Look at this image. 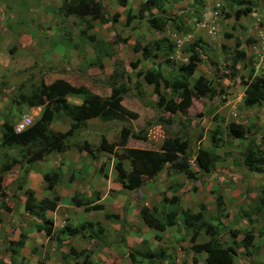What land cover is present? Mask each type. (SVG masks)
I'll return each instance as SVG.
<instances>
[{
    "label": "rangeland",
    "instance_id": "1",
    "mask_svg": "<svg viewBox=\"0 0 264 264\" xmlns=\"http://www.w3.org/2000/svg\"><path fill=\"white\" fill-rule=\"evenodd\" d=\"M67 1L74 3L77 0ZM96 1L103 6L102 14L106 19L104 23L92 21L89 17L83 19L74 16L63 17L58 10L60 0H0L1 121L6 116L14 126L21 115L29 113L30 108L11 104L10 99L19 92L29 93L39 81L49 84L60 79L72 86H85L92 94L102 98H108L111 94L109 84L114 82L126 84L124 85L126 90L120 93L119 98L115 96L111 99L114 104L110 106V109L116 112L117 107H122L135 113V119L122 122L105 121L104 118H100L101 115L90 117L85 121V128H81L66 139L68 150L65 152L68 160L64 161V155L61 156L63 153H51L46 156L45 160L48 165L54 164L58 159H60V163L66 162V169L62 173L61 179L63 185L70 172L69 168L74 163L81 165L74 174L75 181H77L80 176H82L81 180L89 178L90 173L83 170L87 168L92 170L93 167L99 166L103 162V167H110L111 185H116L114 157L100 153L96 159H92L84 151H77L76 146L86 142L95 147L101 136L108 143H115L123 125L130 126L136 136L127 138L125 148L154 149L164 136H172L178 131V136L187 139L189 143L187 152L190 155H193L198 148L209 147L211 132L217 129L215 136L220 142L219 148L215 151L218 159L214 163L212 173L209 174L214 176V182L220 185L218 189L216 188L217 191L206 188V184L210 181L207 182L204 178H208L209 175L199 177L194 174L195 179H191L194 182L190 184L192 188L190 187L189 193L186 186L189 181L186 180V177L166 174L167 179L164 178L161 181L163 173H160L158 178L152 181L158 194L150 193L147 189L148 184L143 187L144 192H147L149 196V207L156 205L171 182H179L184 187L176 194L180 201L178 207L189 209L192 212L202 208L204 222L210 223L214 222L213 218L216 216L214 200L218 195L221 197L223 207L218 221L213 223L217 226L218 241L222 245H230L229 232L235 231V241L239 242L243 232L251 230L253 238L251 248L243 251V248L235 245L237 252L235 264H264V218L256 211L247 214L238 211H248L260 201H264V163L256 165L258 172H248L241 162L247 140L257 145L261 153L258 158L264 156V106L257 104L244 107L242 104L243 85L240 82V80L245 81L249 73L251 76L264 77V54L256 52L264 47V43H260L259 34L256 33L263 29L262 0H242L245 3L251 2L253 10H255L252 13L255 16L248 13L235 21L232 18V13L238 5L230 3L228 0H160L163 12H155V16H160L161 20L164 17L167 19L161 30L150 27L146 22L149 20L147 12L143 13L145 14L143 20L138 18L139 5L143 0H129L125 8L118 7L113 0ZM127 10L134 16L129 24L125 23ZM255 18L259 25L258 29L255 25ZM85 21L92 26V30L89 32H81L84 29ZM176 25L182 26L184 32L177 29ZM88 35L94 36L97 43H101H98L99 47H94V43L86 39ZM160 39L174 44L166 56L161 53L156 58H144L140 49H134ZM108 43L110 45L107 46ZM193 43L198 48L201 61L196 64L189 82L191 83L199 75L206 77L214 86L216 96L211 99L191 98L190 104L184 110V115L177 113L168 117L166 113L152 107L156 96L153 94L152 86L142 81L141 75L146 71L158 70L164 78L168 79L173 74L171 72L173 67L186 62L188 56L186 48L191 47ZM236 43H239L238 47H236ZM165 46L166 44L162 42L160 49ZM196 47L195 49H197ZM105 51L110 56L105 55ZM233 56L245 58V60L235 65V77L229 78V59ZM132 63L137 64L135 69L131 67ZM157 65H159L158 68ZM122 71L123 74L124 72L129 74L131 78L129 81L124 79L123 75L120 78L119 73ZM135 82L138 83V86L140 85L143 97L136 95ZM159 91L162 93V88ZM68 98L69 102L78 99ZM79 100L75 103H79ZM175 100L177 101L178 98ZM109 102L105 105L104 112L109 107ZM159 117L171 118L173 124L166 128L158 122ZM230 122L242 125L246 129L241 139L236 140L227 135L226 125ZM49 128L64 133L68 130V121L62 117L59 121L52 122ZM122 149L116 147L115 152L118 154ZM7 153L13 157H17V155L19 157L16 151L7 152L0 146V161ZM122 166L123 169H128L125 162ZM33 167L38 170L45 167V172L57 168H49V166L47 168L46 165L38 163ZM190 168L196 170L193 163ZM100 172L96 171L95 175ZM21 173V169L12 167L5 174L0 185V217L2 220L0 223V264L9 263L10 257L6 252L5 242L15 240L18 233L29 234L18 252V256L23 258V264H73L74 261H82V257L78 256L76 259L68 253L70 244L75 246L77 243L74 239L80 237L82 232L75 236L76 238L63 243V237L71 236L63 233L62 238L59 236V240L55 241L46 239L41 232L34 230L33 224L36 223V219L26 216L22 208L24 200L22 191L27 187V183L25 182L20 190L16 188L21 183ZM95 177L97 178L98 175ZM95 177L92 178V181ZM198 180L201 182L197 183ZM40 190L42 193L40 187L37 192ZM167 193L169 194V192ZM118 195L123 202L121 206L116 200L113 202L110 199V205L104 206L103 211L94 212L93 215L83 214L79 223L87 221L94 223V219L100 217L103 222V213L116 214L119 212L120 216L115 221L119 226L122 225V228L128 230V223L134 221L136 217V207L139 206L137 196L140 193L138 190L131 193L121 189ZM106 203L108 202H105V205H107ZM5 208H9V212H5ZM158 208L161 211L157 213V217H161V212H165V209L159 206ZM72 216L75 218L74 214ZM138 220L135 226H143L140 219ZM68 221L69 219H66V224ZM110 222H114V220L112 219ZM104 223H107V220H104ZM73 225L75 226V224ZM73 225L71 227H74ZM179 225L180 223L174 228L167 229L166 235L164 232L157 233L159 238H163L160 241H156L152 235L144 233L142 238L147 240V245L151 250L162 248L166 251L163 264H204L203 254H192L189 249L188 233H184ZM262 231V236L257 235ZM134 234L137 235L136 240H138L140 237L138 230L137 233L124 234L122 239L128 238V235L133 239ZM87 235L89 239L95 240L92 242L96 243L89 250L94 252L95 248L99 253V255L93 256L94 264L104 262L106 254L103 251L109 249L116 253L112 252L110 258L107 257V261L111 257L115 259L117 256H121V261L119 260L118 264H125L123 262L126 260L129 264L131 263L129 261L130 252L133 253L134 259L141 258L135 253V251H139L138 246L134 247L128 243L131 249H127L123 244L125 239L121 243L116 241L115 244L110 241L113 240V236L110 237L108 233L98 234L96 230H90L88 227L85 237ZM206 240L207 237L202 233L196 237V243H203ZM83 244H85L84 241H79L76 251L86 250L78 249ZM20 258H15L16 261H12L11 264H18L21 261ZM110 262L109 264H112L114 260Z\"/></svg>",
    "mask_w": 264,
    "mask_h": 264
},
{
    "label": "trees",
    "instance_id": "2",
    "mask_svg": "<svg viewBox=\"0 0 264 264\" xmlns=\"http://www.w3.org/2000/svg\"><path fill=\"white\" fill-rule=\"evenodd\" d=\"M129 0H113L118 7L125 8L128 5ZM230 3H235L238 6L232 13L233 20H238L241 16L251 12V2H243L242 0H228ZM233 7V5L231 4ZM58 10L63 17L74 16L77 18L89 17L92 21L99 23L106 22L103 16V6L96 0H77L76 2H68L67 0H60V7ZM154 11V12H153ZM147 12L150 27L161 30L167 19L164 17L161 20L160 16H155V12L162 13V5L160 0H143L138 9V18L144 19L143 13ZM125 23L129 24L134 19L129 11L125 14ZM158 21V22H157ZM162 21V22H161ZM180 26V25H179ZM176 28L184 32L182 26ZM92 30V26L85 21L84 29L81 32H89ZM86 39L94 43V47H99L94 36L88 35ZM164 42L166 46L160 49V44ZM101 44V43H99ZM110 45L109 43L107 46ZM239 43H236V47ZM136 47V46H135ZM174 47L173 43L160 39L153 41L150 44H145L140 48L141 55L144 58H156L159 54L166 56L169 51ZM196 44L193 43L191 47L186 48L188 53L186 62H182L171 70L173 73L168 79L164 78L158 70L146 71L142 76V81L152 86L153 94L156 96V101L152 102V107L156 110H160L162 113H166L168 117L177 113L184 115V110L190 104V99L201 98H213L216 96V91L212 83L204 76L199 75L189 82V78L194 73L196 64L201 61L198 48L195 49ZM139 51V50H138ZM105 55L110 56L108 52H104ZM241 59V60H240ZM245 58H238L233 56L229 59L230 70L229 78L235 77V65ZM170 63V62H167ZM244 63V62H243ZM171 64V63H170ZM169 64V65H170ZM245 64V63H244ZM243 64V66H244ZM136 63H132L131 67L135 69ZM159 65H157L158 68ZM251 72V70H249ZM122 75L124 79L129 81L131 78L129 74L123 71L119 73L120 78ZM139 75V74H136ZM243 85V98L242 104L244 107H250L253 105L264 106V77L263 76H251L250 73L246 76L245 81L240 80ZM120 82H114L109 84L110 92L108 98H102L96 94H92L85 86H72L67 82L57 79L49 84H44L39 81L36 87H34L29 93H18L10 99L11 104L17 106H25L26 108L39 107V115L35 118L32 124L25 130L15 133L11 121L5 116L0 124V146L5 148L6 151H16L19 157L10 156L8 153L0 161V185L2 180L12 167H17L22 170L20 175L21 183L17 185V189H22V185L25 183L26 173L29 168L36 164L38 161L43 160L51 153L61 154L68 150L66 139L71 137L76 131L81 128H85V121L90 117L101 115L100 118H104L105 121H122L127 122L130 119H135L136 114L130 112L122 107H117L116 112L111 111L110 106L114 103L111 99L115 96L119 98L120 93L126 90ZM162 88V93H160ZM134 89L136 95L143 97V92L140 90V85L135 82ZM68 97H74L80 99L79 104H73L66 100ZM175 98H178L176 101ZM110 100V102H109ZM109 102V107L104 112L105 105ZM105 113V114H104ZM62 117L68 121V130L64 133L53 131L49 128V125L54 121H59ZM158 122L163 124L166 128L173 124L171 118H158ZM159 125V124H156ZM227 135L237 139H241L246 129L242 125L235 123H228L226 125ZM215 129L210 135V145L207 148H198L193 155H190L187 151L189 149V143L187 139H183L178 136V131L174 135L164 136L158 146L154 149H138V148H125L127 138L136 137L130 126L123 125L119 132L117 142L108 143L103 136L99 138V141L95 147L88 145L86 142L76 146L77 151H84L92 159H96L100 153H106L114 157L115 162L113 164L115 175V183L121 185L125 190H137L143 185H147L160 174L165 165H173L174 171L177 175H181L184 178L195 179L194 174L197 172L201 176H207L212 173L215 161L218 159L216 149L219 148L220 140L215 136ZM123 148L120 153L115 152V148ZM245 151L241 156V162L248 172L257 171L256 165L264 163V156L258 158L261 154L257 145L252 141L247 140L245 145ZM192 156V161H191ZM123 162L128 166V169H123ZM122 163V164H121ZM194 164L196 170L191 169V164ZM103 164H100L99 171H102ZM258 172V171H257ZM198 173V174H199ZM60 175L58 168L48 171L42 174V179L45 184L46 190H51L54 184L57 182ZM182 183L171 182L166 187V192L162 194L160 198L161 207L166 208L165 212H161L162 216L157 217V211L155 206L147 207L140 205L137 206V216L141 223L155 232L153 239L158 241L159 237L157 233H162L164 230L175 227L180 223V227L184 230V233H188L189 249L192 254H203L204 264H235V257L237 255L235 245L241 247V249L247 250L251 248L252 232L251 230L243 232L242 238L239 242L235 241L236 232H229L231 243L230 245H222L218 241L217 226L213 223H205L202 218V208L196 212H192L189 209H181L178 207V197L172 195L176 192ZM192 188V187H191ZM170 192V197H165V194ZM23 212L26 216L36 219V223L33 224V228L36 232H41L46 239L59 240V236L62 238V234L66 233L71 237L87 231V227L93 231L99 232L97 228L98 223L89 224L81 223L73 228L64 227L56 233L53 231L52 221L44 216L46 211L53 212L57 206L58 198H41L36 200L33 192L24 188L23 191ZM83 199V198H81ZM81 199L77 196L72 197L69 200L71 206L82 207L83 211L89 210H101V205L94 204L93 200L87 198ZM216 218L213 220L218 221V217L222 212V201L220 196H216L214 200ZM258 205V206H257ZM256 206L252 207L248 211L238 210L240 213H249L251 211L259 212L264 218V201H260ZM5 212H9V208H5ZM11 212V211H10ZM160 214V215H161ZM103 218L109 220L110 218H117V215L104 214ZM38 220V222H37ZM0 217V223H1ZM94 226V228H93ZM199 233L204 234L207 240L203 243H196V237ZM262 232H258L257 235L262 236ZM27 233H18L15 240L6 241L5 249L10 257L9 263L16 261L15 258H20L18 252L24 245ZM68 253L78 259L82 257V261H74L73 264H90L88 258L90 251L80 250L75 251L73 248H68ZM129 253V252H128ZM135 253L141 258L134 259L133 253H129V261L131 264H163L166 251L164 249L151 250L145 240H141V249L135 251ZM18 264H23V258H20Z\"/></svg>",
    "mask_w": 264,
    "mask_h": 264
},
{
    "label": "crops",
    "instance_id": "3",
    "mask_svg": "<svg viewBox=\"0 0 264 264\" xmlns=\"http://www.w3.org/2000/svg\"><path fill=\"white\" fill-rule=\"evenodd\" d=\"M251 11L254 12L255 10L252 9ZM252 15H254V14H252ZM68 99L69 98H67V101L69 102ZM77 101H78V99H77ZM77 101L75 100L74 102H70V103L79 104L80 100H79V103H75ZM0 121H1V119H0ZM62 155H64V157H65L64 161L68 160L66 152L61 154V156ZM57 158H58V156H57ZM78 158H79V155H78ZM45 159H46V157L43 160L38 161L37 163L41 164V165H44V166L46 165V167L49 166V168L57 167L59 169V171H60L59 178H58L57 182L54 184L53 188L51 190H46L45 189V184H44V181H43L41 176H42V174L47 173L48 171L47 172L44 171L45 167L42 168V169H39V170L38 169H34L33 166L36 165L37 163L32 165L29 168V170H28V172L26 173V176H25V179H26L25 182L27 183V187L26 188L30 189L33 192L34 197L36 198V200H39L41 198H48L49 199V198H52L54 196L58 198V202H57V206H56L55 210L53 212L46 211L44 213V216L52 221L53 231L55 233L57 231H60L64 227L73 228V227H71V225H73V224H75V226L79 225L80 224L79 221L81 220L83 214L93 215L94 212L103 211V207L104 206H109L110 205L109 204V200L110 199L113 202L116 200L119 203V206H121V204L123 203L122 200H121V197H119V195H118L121 192V189H122L121 185L118 184V183L116 185L114 184V186H113V184L111 185V180H110V175H109V171H110V167L109 166L103 167L102 171L100 173L96 174V175H98L97 178L95 177L96 176L95 172L99 171V166L100 165L99 166L96 165L95 167L92 168V170L90 168L89 169L87 168L86 170H83V171H87V173L88 172L90 173L89 178H85V179L81 180L82 176H80V178L77 181H75L74 174H76V171H78V169H80L81 165L74 163L73 166H72L74 169L72 167L69 168V165H67V167L70 169V172H69V174H68V176H67V178H66V180L64 182V185H63L62 182H61V179H62V175H63L62 173L66 169V162H61L60 163V159H58V160H56L54 162V164H50L51 165L50 166V165L47 164V161ZM103 163H101V164H103ZM36 167L39 168L38 166H36ZM160 173H163V176H162L163 179H161V181H163L164 178L167 179L166 174H169V175L176 174V171H174L173 165H165ZM197 173H199V172H197ZM79 175H81V173H79ZM196 175L199 176V177L201 176L200 173H199V175L198 174H196ZM93 177H95V178L92 181ZM204 179L207 182L210 181L209 183L206 184V188L208 190H212V189H216V188L218 189V187L220 186L219 184H217V182H214L215 179H214V176H212V175H209L208 178H204ZM186 180L189 181L188 183L186 181V183H187L186 186H187V189H188V191L190 193V191H191V188H190L191 185L190 184L192 182H194V180H190L189 178H186ZM198 182H201V181L198 180L197 183ZM152 183L153 182H150L148 184L147 189H149L150 193H153V194L156 195V194H158V192L156 191V186L154 187V185ZM56 185H57V187H56ZM181 185H182V187H184L183 184H181ZM39 187L42 188V193H41V190L39 192H37ZM143 187H144V185L141 186L139 189H137L139 191V193H140V195L137 196V198H139L138 199V201H139L138 203L140 205H144V206L149 207V204H150V202H148L149 201V198H148L149 196H148L147 192H144L145 190H144ZM182 187H180L175 193L173 192L172 195H176L179 192V190L182 189ZM217 189H216V191H217ZM128 191H130L131 193L133 192V190L132 191L128 190ZM135 193H137V192L135 191ZM167 194L168 193L165 194V197L168 198L170 192H169L168 195ZM229 194H230V192H229ZM74 196H77L80 199L81 198H83V199L87 198L89 200H93L94 204L101 205L102 209L101 210L83 211L82 207L71 206L70 203H69V200L72 197H74ZM83 199H81V202H83ZM105 202H108V203H106L107 205H105ZM179 202L180 201L178 200V203H177L178 205H179ZM22 204H23V201H22ZM156 205H153V206H155L157 208V211H159L158 206L161 207L160 201H157ZM111 207L114 208V206H111ZM162 209H166V208L162 207ZM79 213H80V216H79ZM72 214H74L76 219L72 216ZM104 214L105 213H103V215ZM108 214H110V213H108ZM111 214L112 215H117L118 218L120 216L119 212H117L116 214H113V213H111ZM136 217H135L134 221L131 219L132 220L131 223H128V225H129L128 230L122 228L123 227L122 225L119 226L117 224V222L115 221L116 218L115 219L114 218H110L109 220H107V223H104V220H106V219H104L103 222H102L101 221L102 219L100 217L98 219H94V223H98V226L101 225L99 228H97L98 231H99L97 233L98 234L108 233L110 237L113 236V238H112L113 240H110V241L114 242L115 244H116V241L121 243L122 240L125 239L123 244H125L127 249H131L130 245H133L134 247L138 246V249L140 250L141 249V240L144 239L147 242V240L145 238H142L143 233L153 236L155 234V232L153 230L148 229L147 227H145L142 223L141 224L143 226L136 227L135 224L138 223L137 221H139L137 213H136ZM66 219H69L68 224H66ZM112 219L114 220V222H110V220H112ZM81 223L94 224V223H92V221L81 222ZM211 223H216V221L214 220V222H211ZM137 230L140 233V237H139L138 240H136V237H137L136 234H134L135 237L132 236L133 239L130 238L131 236L129 237V235H128V238L124 237V239H122V236L124 234H126V233H128V234L129 233L130 234L137 233ZM166 230H164V234L165 235H166V232H165ZM82 233L83 234H80V237H78V238L75 237L78 234L73 236V237H65V238L63 237L62 241H63V243H66V241H70L72 238H76L74 240H75V243H77V244L75 246H74V244H70V246H69V247L73 248L75 251L77 250V246H79L78 242L79 241L80 242L84 241L85 244L81 245V247L78 248V249H86V250L90 251V256H89L88 260H89L90 264H94L93 256L94 255H99V253H97V250H95V248L93 249L94 252L92 250H89V248H91L92 245L96 244L95 242H92V241H95V240L89 239L88 235L85 237V234L87 233V231L86 232L83 231ZM27 235H29V234H26V238H27ZM156 235L158 236V234H156ZM165 237H167V236H165ZM162 239L163 238L160 237L159 241L162 240ZM126 248H125V250H126ZM149 248H150V246H149ZM132 249L136 250L135 248H132ZM103 252L106 254V258H105V261L102 262L101 264H109V263H111L110 261H112V260H114V262H112V264H118V261L121 259V256H117L115 259H112V257H111V259L109 261H107L106 260L107 257L110 258V256L112 255V252H114V253H116V252L114 250H111V249H109L107 251H103ZM123 263L128 264L127 260H126V262H123ZM46 264H50V263H46ZM129 264H131V263H129Z\"/></svg>",
    "mask_w": 264,
    "mask_h": 264
},
{
    "label": "built area",
    "instance_id": "4",
    "mask_svg": "<svg viewBox=\"0 0 264 264\" xmlns=\"http://www.w3.org/2000/svg\"><path fill=\"white\" fill-rule=\"evenodd\" d=\"M262 6L264 9V0H262ZM262 28L263 29L261 31L259 30L258 32L260 43H264V25L262 26ZM256 52L258 54L260 53L264 54V47H261V50L259 52L258 51ZM38 113H39V107H33L29 109V113L27 115L26 114L21 115L14 125V132L18 133L29 127L33 122V118L38 116ZM51 264H57V263H51Z\"/></svg>",
    "mask_w": 264,
    "mask_h": 264
},
{
    "label": "clouds",
    "instance_id": "5",
    "mask_svg": "<svg viewBox=\"0 0 264 264\" xmlns=\"http://www.w3.org/2000/svg\"><path fill=\"white\" fill-rule=\"evenodd\" d=\"M249 14L251 15V16H255V14L254 15H252L253 13H252V11L251 12H249ZM255 25L257 26V29L259 28V25L257 24V22H256V18H255ZM264 25V22L262 23V26ZM259 32V30L256 32V33H258ZM33 108V107H32ZM38 115H39V113H38ZM38 117V116H37ZM34 119V118H33ZM15 125V124H14ZM13 131H14V127H13ZM19 133V132H18Z\"/></svg>",
    "mask_w": 264,
    "mask_h": 264
}]
</instances>
